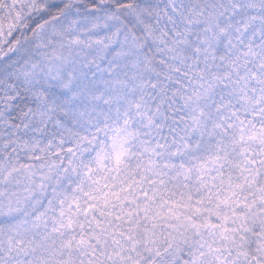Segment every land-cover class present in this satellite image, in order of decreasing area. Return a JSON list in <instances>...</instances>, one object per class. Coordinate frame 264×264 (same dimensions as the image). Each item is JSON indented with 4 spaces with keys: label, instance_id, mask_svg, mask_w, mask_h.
<instances>
[{
    "label": "snow or ice",
    "instance_id": "6c2138e0",
    "mask_svg": "<svg viewBox=\"0 0 264 264\" xmlns=\"http://www.w3.org/2000/svg\"><path fill=\"white\" fill-rule=\"evenodd\" d=\"M0 264H264V0H0Z\"/></svg>",
    "mask_w": 264,
    "mask_h": 264
}]
</instances>
